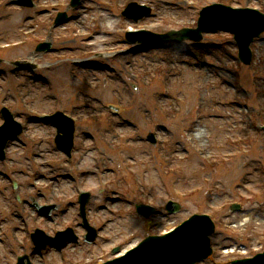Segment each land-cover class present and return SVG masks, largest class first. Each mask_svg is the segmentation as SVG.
I'll return each instance as SVG.
<instances>
[{"label": "rangeland", "instance_id": "374dc122", "mask_svg": "<svg viewBox=\"0 0 264 264\" xmlns=\"http://www.w3.org/2000/svg\"><path fill=\"white\" fill-rule=\"evenodd\" d=\"M13 1L0 0V4L2 3L0 5V46L6 48L5 46L17 44L16 42L24 43V45L13 50L10 48L0 50V106H7L16 119L26 126L24 135L27 134V137L30 136L34 140L38 137L42 138L43 142L39 146L37 144L32 147L24 135L19 138L12 144L10 158L11 166L16 168V174L9 181L0 176V218L4 220L0 225V257L2 258L0 264H14L16 255H27L31 264H42L43 261L50 264L51 260L54 264H62L63 256L68 257V264H90V258L86 253L87 247L82 243L79 244V248L73 245L68 246L62 255H57L54 251L50 253L52 255L44 259L29 255L32 247L26 245L29 237L26 232L21 231L23 228L21 217L28 219L32 227L40 222L43 228L55 220L36 218L37 221H35L32 211H23V204H17L16 193L10 187L11 181L15 179V182L17 181L16 183L23 189L22 192L33 191L29 186L30 180L37 179L39 176L34 173L28 155L39 151L43 159L60 158L52 142L54 129L33 121L35 118L33 111L39 110L38 113L64 111L71 106H76L77 101V105L79 101L85 104L80 108L78 106L77 111L80 114L105 112L107 105L118 103L125 107L120 114H124V118L137 124L144 131L143 133L148 131L151 124L162 123L168 129L163 131L162 135L170 139L172 143L179 144L175 148L179 151V155L176 156L178 158H176L175 173L174 176L169 177L161 175L159 167L162 166L154 158L155 150L139 142L135 152H127L128 158L134 167L137 165L138 170L128 175L120 164L118 165L114 155L108 152L105 153L106 157L101 153L92 154L91 162L93 163H96L99 158H103L105 163H111L112 172L106 175V181L110 185L112 198L120 199L115 204H108L117 211L114 215L107 216L111 223L110 232H105L109 236L108 243L116 245L125 235L133 231L142 232L151 227L156 230L158 227L163 231L192 212L210 210L213 219L217 221V232L212 236V243L217 248L235 247L241 253L239 255L236 252L235 255L229 256L226 253L230 250L224 252L221 250L219 256L215 257L217 263L230 264V261L234 259L242 256L249 258L262 252L264 250V134L257 133L254 127L258 128L264 124V115H258L255 111L256 101L264 100V34L252 47L255 56L250 66L242 65L237 60L236 48L227 34L207 35L203 39L204 45L198 48L193 46L185 50L155 48L146 52L140 50L133 54L126 53L132 50V46L126 44L125 37L120 32L125 27H129L130 30L134 27L133 23H129L121 15L124 7L129 3L147 4L153 8L155 17L144 20L142 25L147 30L162 34L195 22L198 17V6L207 2H217V0H94L87 5L91 8L85 10V16L82 19L71 20L70 23L59 28H52L57 11L44 13L22 9L13 4ZM41 1V3L49 4L55 2V0ZM222 1L225 4L233 2L235 6L249 4L252 8L261 9V0ZM92 7L96 8L95 11ZM77 10H71L69 14L77 15ZM114 26L118 30L113 33L110 29ZM49 31L52 33L49 39L53 42V52L41 56L39 59L41 66L37 71L16 72L8 66L9 62L23 59L34 53L39 40L36 38H48ZM88 49L114 54L117 52L120 60L114 57L112 61L113 54L109 59L104 57L94 61L87 58L97 63V68L79 65L81 61L78 59L86 57L87 54H82ZM168 55H173L183 73L181 75L174 73L171 79L173 95L164 101L161 99L159 84L153 83L152 80L158 75L162 77L168 74L167 69L171 68V64L167 62ZM75 56L77 59H68ZM105 66L112 71L105 69ZM132 75H136L138 80L134 81ZM36 76H44L49 81L37 80ZM157 79L155 81L160 82ZM143 81L146 83L150 81L153 86L144 88L140 85ZM84 84L91 85L95 91H90ZM24 97L33 108L28 107L27 110L19 104L25 102ZM176 97L184 101L176 102ZM154 101H160L165 107H169V112H173V108H176L181 114L177 116L174 114L175 119L170 124H165L163 118L153 109ZM107 112L111 111L107 109ZM114 120L117 123V117H114ZM105 126L103 122L81 124L78 126V133L96 132L98 134L102 131L107 133ZM186 128L193 131L191 136L199 150L210 149L218 157L224 154H235V157L226 161L222 168L216 169L214 175L201 174L200 162L193 156L189 159L186 156L192 153L180 136L181 129ZM94 129L96 130L92 132ZM127 132L132 136L131 130ZM237 137L244 139V142L235 148L231 146V140ZM83 140L86 139L83 138ZM242 149L246 151L245 154L240 152ZM38 162L41 165L43 160ZM142 167L146 175H143ZM44 172L45 176L67 174L61 167L47 168ZM193 172L197 175H193ZM140 175L145 179L143 185L145 194L157 205L163 204L167 198L173 199L165 187L169 181H175L178 187L176 189L181 192H188L195 188L204 190L209 187L210 185H207L203 179L209 180L211 177V185L216 184L213 187L215 194L210 199L206 195L193 194L186 200H176L181 207V212L167 219L156 218L147 225L146 222L141 223L142 220L137 217L133 209L136 200L140 198L143 201V199L132 187L131 177L137 178ZM122 176L127 178L122 181L120 179ZM241 182L246 185L243 190L239 187ZM76 183L88 185L91 194L95 193L99 197L96 193L99 189L96 178L86 175L82 179H66L56 186L61 189L53 187L54 192L43 190L40 193L41 199L38 198L39 194L36 196L37 202H52L54 196L57 197L60 192L71 195ZM253 192L257 196H253ZM124 199L132 201L131 204L130 202L125 204ZM205 199H208L214 207L211 204H209L211 207H202V201ZM230 201L240 202L242 211L231 214L225 208L220 214L222 205L227 206ZM127 210L132 213L126 214L123 220L121 213ZM19 211L20 215H17ZM95 211L104 213L99 208ZM70 217L75 218L73 215ZM221 218L231 221L232 227L236 228L241 235L251 236V242L254 244L253 255H249L251 253L250 250L248 251L249 248L241 240L235 239L224 231L221 232L219 228ZM13 221L14 223L10 226V222ZM122 230L124 233L119 234ZM3 232H6L5 237L2 236ZM256 241L261 242V245ZM79 249H81L80 255H77L76 251ZM72 252L75 253L73 257ZM203 264L211 263L206 261Z\"/></svg>", "mask_w": 264, "mask_h": 264}]
</instances>
